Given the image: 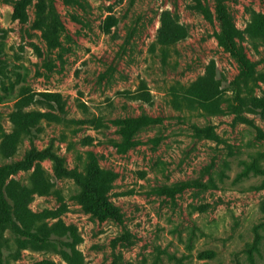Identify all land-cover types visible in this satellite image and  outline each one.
<instances>
[{"label": "rangeland", "instance_id": "rangeland-1", "mask_svg": "<svg viewBox=\"0 0 264 264\" xmlns=\"http://www.w3.org/2000/svg\"><path fill=\"white\" fill-rule=\"evenodd\" d=\"M17 1L0 0L2 58L20 74L10 91L0 85V146L13 131L21 87L59 96L66 115L62 124L42 122L34 143L23 140L13 159L0 155V167L44 153L36 161L58 194L34 195L30 210L64 207L50 223L75 229L77 264H264V121L232 111L235 91L264 98V78L240 80L216 39L220 7L243 31L253 14L264 17V0H203L213 24L192 0H32L24 23L14 18ZM165 10L189 30L172 48L156 43ZM244 46L264 75V41L246 38ZM212 61L225 90L218 116L188 95ZM142 82L151 105L129 97ZM27 111L56 114L40 103ZM139 117L157 121L129 138L114 124ZM93 159L113 177L117 217L106 221L77 200ZM31 174L20 169L11 178L30 186ZM3 237L11 248L6 264H70L57 252L19 246L9 230Z\"/></svg>", "mask_w": 264, "mask_h": 264}, {"label": "trees", "instance_id": "trees-1", "mask_svg": "<svg viewBox=\"0 0 264 264\" xmlns=\"http://www.w3.org/2000/svg\"><path fill=\"white\" fill-rule=\"evenodd\" d=\"M204 19L210 24L214 23L213 13L208 4L203 0H192ZM32 0H19L14 7V18L21 23L26 21V10ZM218 18L221 24V33L216 39L237 62L240 68L239 79L244 82L258 81L264 75L256 71L244 46L246 38L253 41H264V17L253 14L245 30H239L227 10L220 7ZM5 33L0 31V39ZM189 37L188 27L180 23L176 13L165 10L160 15L159 28L156 43L162 47L172 48L185 41ZM23 50V48H21ZM0 49V85L4 91H10L18 82L20 74L10 69V64L2 58ZM15 79V81H14ZM223 79L219 77L216 63L212 61L203 76L199 77L188 88V95L200 104L210 116H218L223 113L220 108L222 95L225 93ZM234 106L235 114L249 113L258 116L264 121V98L242 97L235 91ZM134 100L151 105L153 97L145 82L140 84L134 94H129ZM44 104L53 113L29 112L27 108L34 104ZM66 115L65 105L61 98L53 94L34 93L27 87L19 89L14 110L10 115L13 131L4 137L0 146V155L5 160L13 159L20 143L28 140L34 143L37 135L41 132L42 122L59 123L64 122ZM155 119L147 117L116 120L114 124L120 127L121 134L129 138L142 126H149L156 122ZM74 122V121H73ZM83 121H76L80 123ZM91 124L101 126L100 119H90ZM44 156V153L30 152L24 162L15 165H4L0 167V264H6L5 251H10L9 242L4 239L5 231H10L19 246H29L34 250H51L59 253L62 258L70 264L78 263L76 250L77 235L71 226H65L57 220L63 213L64 207L54 211L33 213L30 203L33 196L57 195L56 184L45 174L42 166L36 161ZM36 162V163H35ZM32 169L30 186H24L19 181L11 178L20 169ZM113 177L101 170L93 159L90 163L86 176L80 179L82 191L77 200L83 209L94 214L100 221H106L117 217V209L109 199V192ZM36 264H51L41 261Z\"/></svg>", "mask_w": 264, "mask_h": 264}]
</instances>
